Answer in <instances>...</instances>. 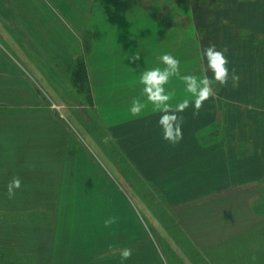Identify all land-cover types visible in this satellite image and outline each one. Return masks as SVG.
I'll return each instance as SVG.
<instances>
[{"label":"crops","instance_id":"1","mask_svg":"<svg viewBox=\"0 0 264 264\" xmlns=\"http://www.w3.org/2000/svg\"><path fill=\"white\" fill-rule=\"evenodd\" d=\"M155 4L151 2V9ZM138 14L162 26L163 35L158 32L152 53L154 46L146 51L138 18L130 17ZM212 16L210 28L201 37L209 38L212 27L223 35L217 50L224 51L230 73L228 83L217 93L218 119H182L183 139L173 146L162 138L151 105L139 118L131 117L128 109L133 98L143 100L138 82L141 73L162 67L156 56L167 53L176 57L175 25L146 9L144 0H0V116H55L49 109L58 112L65 105L57 94L58 101L49 102L48 94H54L55 89L47 77H60L66 87L62 76L67 73L74 82L75 70L84 61L90 102L104 109L105 116L112 114V119H102L110 138L122 141L144 179L162 188L167 202L180 212L177 217L185 228V247L175 250L194 253L199 260L185 264H264V229H258L264 223V213L256 208V190L264 187V0H218ZM134 53L141 59L132 64L128 57ZM195 54L202 60L201 49ZM180 68L184 75L187 65ZM233 70L239 77L235 83L231 80ZM205 74L204 70L202 76ZM177 85L183 83L178 84V77H173L166 87L176 96L182 92ZM3 136L8 139L6 133ZM10 140L11 148L0 146V174L8 172V177L0 176V188L18 177L16 157L21 154L15 131ZM64 155L66 161L64 158L58 170H50V180L41 185L55 192L58 220L70 221L68 228L88 239L112 217L116 222L109 227L114 232L136 229L132 235L143 234L140 243L120 248L132 250L131 258L122 261L101 254L119 248L102 243H64L65 234L59 231L51 247V264H161L157 257L146 260L144 251H156L157 247L144 233L131 198L96 162L82 167L79 160L75 163L69 158L72 150L67 149ZM23 168L29 167L24 164ZM23 185L26 189L32 186L26 180ZM16 199V195L8 198L7 209L1 207L8 213L3 217L0 212V220L9 221L6 229L0 224V264L3 258L16 264L18 252L31 261L30 224L24 231L28 245L17 244ZM209 252H216L217 258L209 259Z\"/></svg>","mask_w":264,"mask_h":264},{"label":"rangeland","instance_id":"2","mask_svg":"<svg viewBox=\"0 0 264 264\" xmlns=\"http://www.w3.org/2000/svg\"><path fill=\"white\" fill-rule=\"evenodd\" d=\"M144 2L146 3V9L153 10L157 16L166 19L167 24L170 23L168 25L176 26L177 45L175 53L176 58L180 61V66L187 65V71L184 70V75L187 73V75H196L198 78L203 77L202 74H204L207 61L200 60L195 53L199 49L204 51L210 45H215L217 49L218 39L222 41L223 37V35L222 37L219 35V32L217 33L218 29L216 27H212L209 38L201 37L207 27L210 28L209 25L211 24L208 21L213 18L212 14L216 9V4H211L210 0H144ZM151 2L156 3L154 9H151ZM130 17L138 18V31L146 43V51H150L154 46V42L158 41L157 36L160 35H158V32L163 35L162 26L160 24L158 26L152 18L145 14ZM185 27L187 28L185 29ZM4 46L9 47L7 43H4ZM161 50H163L162 46L159 51ZM153 51H155V46L152 48L151 53ZM156 57L158 58L159 55ZM19 60L21 59L19 58ZM21 63L24 65V61L21 60ZM152 63L155 65L154 60ZM207 73L211 79V71H207ZM36 78L40 80L39 77ZM47 78L52 80V86L55 89V96L53 93L48 94L49 102L54 104V101L59 99L65 105L59 107L58 112L49 109L50 114L55 116H51L49 119H35L34 117H40L35 113L33 117L29 116L25 119H16L14 116H0V146L11 148L12 140L9 141V138L14 131L16 132L17 152L21 154L16 157L17 176L21 179V182L26 180L32 184L30 188L26 189L23 185L16 191L17 214L15 218L16 225L20 228L16 235L18 246L28 245L29 238L24 235L27 225L30 224L32 227L28 228L33 229L31 261L29 262L28 259L30 258L28 257L25 261L22 253L19 256L18 252L16 264H51L53 255L51 247L56 243L59 231L65 234L62 239L64 243H76L78 245L102 243L113 247V249L115 247L116 249L119 248L118 250L101 253L109 255L115 260L121 259L119 250L123 245L136 244L137 241L139 243L141 241L140 234H143L141 231L137 232L136 235L134 234V236L131 232H136V229H131L130 233H123L114 232L110 227L104 226L99 228L95 236L88 239L83 235H77L74 230L68 228L70 221L58 220L54 209L57 206L55 192L49 187L42 188L41 185H45L50 180V170H58V165L64 163V158L66 161L67 156L64 154L67 149L72 150L73 153V156L69 158H73L75 163L79 160L82 167L96 162L97 166L99 165L102 171L107 173V177L112 179L120 191L122 190L134 202V209L138 212L141 220L139 223L144 225V233L148 234L149 239L157 247L156 251L153 248L144 251L146 260H152L153 257L156 259L157 257L161 264H185L186 261H199L194 253L175 250L185 247V228L182 221L177 217L180 212L178 213L176 208L167 202V196L162 188L160 189L144 179L142 173L132 161L134 156L128 154L127 149L121 145L122 141L110 138V132H108L109 130L102 119H112V114H110V117L105 116L104 109H101V114V110L96 108L93 102H90L85 79L82 83L74 77L75 80L72 82L70 75L66 73V76H62L67 85L64 87L61 85L60 77L50 76L49 74ZM179 83L181 81L178 77ZM177 88L182 92L176 93L175 103L187 95L184 85H177ZM221 88L220 85H214L215 96ZM215 96L205 101L198 115H193L194 109L191 106L178 115L183 119H218ZM44 115L47 117L46 111ZM152 117L159 119V113H153ZM4 133H6L7 140L3 139ZM26 150L28 151L27 154ZM2 158L9 161L8 157ZM11 160H13V157H11ZM24 164L29 167L26 169L27 171L23 168ZM6 174L8 177L7 171L0 174V176L5 178ZM11 175H13L12 172ZM42 177L46 181H43ZM256 192V208L259 213H264V187L262 186L260 190L257 189ZM0 199V209L3 206L7 209V187L0 188ZM3 202L6 204L3 205ZM209 206L213 207L214 204H209ZM7 211L0 210L4 213L3 217H7ZM8 221V219L3 220L2 218L0 220L1 226L6 229ZM263 226L264 223L258 229H264ZM68 229L69 232H66ZM148 237L146 235L144 242H148ZM133 239H136V241L133 242ZM216 258V252H209V259L215 260ZM2 264H8V261L3 258Z\"/></svg>","mask_w":264,"mask_h":264},{"label":"clouds","instance_id":"3","mask_svg":"<svg viewBox=\"0 0 264 264\" xmlns=\"http://www.w3.org/2000/svg\"><path fill=\"white\" fill-rule=\"evenodd\" d=\"M141 57L138 54H132L128 57L129 63H137ZM201 59H206L205 72L211 71L212 78L206 74L203 77L196 75H182L180 61L171 54H163L158 57L159 64L152 69L144 70L139 77V84L142 86L140 98H133L128 112L131 117L139 118L148 105H151L154 113H159L158 125L162 130V138L175 146L183 139L182 117L178 115L183 113L190 106L193 107V115H198L205 101L215 96L214 85L224 86L229 81L228 60L223 50H217L215 45H210L204 49ZM173 77H179L184 85L187 95L178 100L175 104L172 101L175 94L166 86ZM239 77L233 70L231 80L237 82ZM219 99L218 96H215ZM21 188L19 177L13 179L7 184V195L12 199L16 191ZM116 222L112 217L104 222L105 227ZM121 260L126 261L131 258L132 250L124 248L119 253Z\"/></svg>","mask_w":264,"mask_h":264},{"label":"trees","instance_id":"4","mask_svg":"<svg viewBox=\"0 0 264 264\" xmlns=\"http://www.w3.org/2000/svg\"><path fill=\"white\" fill-rule=\"evenodd\" d=\"M199 1V0H198ZM211 4H217L218 0H210ZM74 77H76V80L84 81L86 78V66L84 61H80L78 69L75 70Z\"/></svg>","mask_w":264,"mask_h":264}]
</instances>
